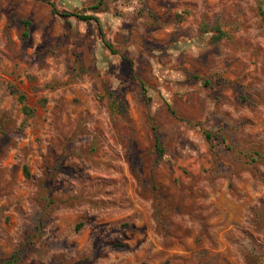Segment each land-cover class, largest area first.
I'll use <instances>...</instances> for the list:
<instances>
[{
    "label": "rangeland",
    "instance_id": "374dc122",
    "mask_svg": "<svg viewBox=\"0 0 264 264\" xmlns=\"http://www.w3.org/2000/svg\"><path fill=\"white\" fill-rule=\"evenodd\" d=\"M165 262L264 264V0H0V264Z\"/></svg>",
    "mask_w": 264,
    "mask_h": 264
},
{
    "label": "trees",
    "instance_id": "16d2710c",
    "mask_svg": "<svg viewBox=\"0 0 264 264\" xmlns=\"http://www.w3.org/2000/svg\"><path fill=\"white\" fill-rule=\"evenodd\" d=\"M70 16H75L78 19L86 21V22H89V21H95L96 22L97 21V20H95L94 18H92L90 16H79V15H76V14H70ZM102 38H103V35H102ZM104 44L106 45L107 48H109V46L106 44L105 41H104ZM23 101H24V98H21V102H23ZM22 111L24 113H30L29 108L25 104L22 106ZM207 138L210 139V136L207 135ZM155 145H156V150L158 151L159 155L162 156L163 155V150H162V148L160 146V143H159V140L157 138H155ZM141 264H146V263H141ZM162 264H169V263L165 262V263H162Z\"/></svg>",
    "mask_w": 264,
    "mask_h": 264
}]
</instances>
